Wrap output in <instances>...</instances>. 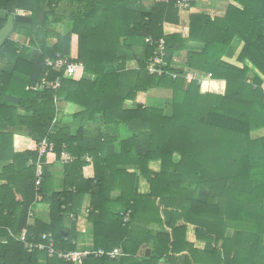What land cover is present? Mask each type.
Listing matches in <instances>:
<instances>
[{"label":"trees","instance_id":"obj_1","mask_svg":"<svg viewBox=\"0 0 264 264\" xmlns=\"http://www.w3.org/2000/svg\"><path fill=\"white\" fill-rule=\"evenodd\" d=\"M178 1H154L148 7L145 0H0V30L14 15L13 34L29 40L24 46L10 37L0 47V181L6 182L0 185V264H77L28 249L16 237L25 228L29 243L51 234L57 250H76L75 223L64 229L72 211L66 203L87 184L94 199L89 220L96 250L120 248L124 256L134 257L138 248H151V256H143L139 264H264V134L254 135L264 130V81L247 65L264 76V0H231L223 18L192 16L189 39L165 37L164 24L177 15ZM65 18L72 23L67 34L61 32ZM148 37L166 40L170 67L173 54L187 51L189 69L225 81V92L215 81L187 83L169 76L156 81L146 71L152 55ZM50 39L57 40L53 47ZM191 41L203 43L204 50L190 52ZM138 46L145 47L147 59L137 70L128 63L136 60L133 50ZM57 54L80 66L71 78L47 67L46 60ZM80 68L97 81L81 80ZM171 70L181 76L188 71ZM58 77V90L29 89L44 78L53 82ZM150 88L172 90L171 114L141 105L126 108V100ZM82 96L91 101L82 124L123 126L128 131L123 141L83 130L71 136L59 128V120L53 126L55 98L80 104ZM16 135L31 141L26 151H16ZM45 138L56 145L44 158L46 171L50 155L61 160L65 150L74 158L66 168L81 176L72 184L75 194L49 196L47 180L36 193L35 163ZM86 156L95 168L93 180L82 177ZM152 162H160L158 171L151 169ZM139 176L149 185L147 194L135 192ZM113 190L120 192L116 200L110 198ZM36 194L50 207L49 224L40 219L28 223ZM114 203L125 207L123 214L110 213ZM189 227L206 242L202 251L187 241ZM123 257H89L82 264H121Z\"/></svg>","mask_w":264,"mask_h":264},{"label":"crops","instance_id":"obj_2","mask_svg":"<svg viewBox=\"0 0 264 264\" xmlns=\"http://www.w3.org/2000/svg\"><path fill=\"white\" fill-rule=\"evenodd\" d=\"M156 2H165L167 0H145V3L148 7L152 5V3ZM231 0H196L192 3L191 7L185 10L178 9L177 15L173 18V21L166 22L163 27V34L165 37L169 36H182L184 39H189L191 36V17L196 15H207L213 18H223L227 13L228 6L231 4ZM19 14H24V12H19ZM72 23L69 19L65 18L61 29L62 33L67 34L71 31ZM13 40H20L24 46H29L28 38H20L13 34L11 36ZM49 47H53L56 43V39L49 40ZM73 51L75 52L78 50V40L73 42ZM188 49L192 53H201L205 45L201 42L191 41L188 44ZM134 55L136 60H132L128 63L130 68L132 69H139V62H145L147 59L146 49L143 46H138L134 50ZM187 51H179L173 54L172 56V67L173 69H181V70H190L198 74L199 76L208 77L209 79L206 80L207 84L209 82H214L215 80L212 79V76L209 74L202 73L197 70H191L187 66L188 63V56ZM230 63H233L236 66L241 67L242 65L235 60H226ZM247 65L256 73L258 74L264 81V76L249 62ZM0 67H4V64L0 62ZM11 67V64H10ZM80 66L78 65V68ZM81 69V68H80ZM81 80H85L89 83H95L97 81V76L84 72L81 69L79 74ZM71 78V77H67ZM159 78L156 77L155 80L157 81ZM222 86L221 91L225 92L226 89V82L225 81H215ZM189 83V82H187ZM209 85H211L209 83ZM220 92V93H222ZM94 96V95H92ZM93 98V97H92ZM80 104L77 103H70L66 101L58 102L57 106V116L59 120V128L65 127L67 133L71 136H75L80 130L87 131L89 134H101V135H117L120 138L118 142L123 141L125 139V135L128 133L127 129L123 126H116L112 123H103V122H85L82 124L83 121V113L87 110L88 104H91V101L86 97L82 96L79 98ZM172 101H173V92L168 88H150L146 92H139L135 100H126L125 106L126 108H133L135 105H141L146 108H153V109H160L163 110L166 114L172 113ZM111 103L107 101L106 104ZM114 103V102H113ZM169 110V111H167ZM99 117V115H96ZM30 140L24 136L16 135L14 137V147L16 151L23 152L26 151L30 147ZM64 158L61 160L57 158L55 155H50L47 158V161L44 167L47 168L45 173H47L45 177V181H48L46 184V192L49 196L53 193H63L64 191L71 192V194H75V187L72 186L73 183L81 181L80 175H78V171L75 172L73 169L69 172L66 166L71 163H66V157L63 155ZM90 156H86V165L82 168V177L84 180H93L95 178V168L92 163ZM151 169L158 171L160 169V162H152ZM123 169V167H120ZM132 169V168H129ZM0 172H1V165H0ZM73 174V175H72ZM6 182L4 180L0 181V185H5ZM90 185H85L81 187V193L76 195V198L71 196L68 197V202L66 203L69 205L67 208L72 210L70 213L66 215L65 220V227L66 231L69 230L70 225L72 222L75 223V230L72 233V236L75 237L74 244L77 246L79 250H96L95 249V227L93 223L89 220V213L93 209V194L91 193ZM135 192L138 194H147L149 192V185L146 180L139 176L137 178L135 184ZM12 193V192H11ZM37 193V191H36ZM14 194V192L12 193ZM120 192L113 190L110 193V198L112 200H116L119 197ZM15 195V194H14ZM43 196H38L36 194V201L33 204V217L31 220H28V223L32 225L36 219H40L42 222L49 224L50 219V207L47 203L42 201ZM99 198H96L95 203L99 204ZM77 210L74 211V210ZM125 207H121L117 204H112L109 208L110 213L112 214H123ZM150 229H155L152 226H149ZM26 229L24 228L22 233ZM22 233H20L22 235ZM234 234L232 229L228 230L227 236L231 237ZM21 235L17 236L16 238L20 237ZM67 238V237H66ZM187 241L194 244L195 249L203 250L206 247V242L202 240H198L196 238V231L195 228L189 227L187 231ZM117 249V248H116ZM120 249V248H119ZM152 249L147 247L138 248L140 254L134 257L131 256H120L117 259H111L115 261H119L123 256L125 259L121 264H139L138 262H142V257H149L146 255L147 250ZM105 250V249H104ZM114 250V249H113ZM112 251V250H111ZM150 254V256H151ZM207 261V259H204ZM163 261L160 262L162 264ZM79 264V263H77Z\"/></svg>","mask_w":264,"mask_h":264},{"label":"built area","instance_id":"obj_3","mask_svg":"<svg viewBox=\"0 0 264 264\" xmlns=\"http://www.w3.org/2000/svg\"><path fill=\"white\" fill-rule=\"evenodd\" d=\"M196 0H179L176 4V6L181 9L185 10L191 7L192 3ZM145 43L152 49V55L148 58L146 61V71L151 76L161 77V76H169L173 80H177L180 77L185 78V80L189 83L191 82H197L198 84L204 83L206 80H208V77L199 76L193 71H186V74L184 76H181L179 73L174 72L171 70V67L168 63V44L164 38L162 39H154L153 37H148L145 40ZM47 67L51 68L52 70L56 72H62L64 71V77H72L78 68V65L74 62H72L68 57L57 54L53 58H48L46 60ZM250 82V81H248ZM62 78L58 77L55 81L50 82L46 78H44L40 83L36 84L35 86L30 87L29 89L38 92V91H44L46 89H53L58 90L61 87ZM263 90H264V84H263ZM59 102L58 98H55V104L57 105ZM58 123V117H56L53 120V126H56ZM56 149L55 143L50 140L49 138H45L41 141L39 148H38V159L36 164V180H35V186L36 191L39 192L41 189V186L44 182V168H43V161L46 156L49 154H53ZM63 155L66 157L65 161L66 163L72 162L74 158L65 150H63ZM89 162L91 161L88 159ZM34 162L30 161V165H33ZM34 215L33 211H30L29 216L32 218ZM128 217V216H127ZM126 217V220L128 218ZM26 234L27 230H25L20 237H18V240L23 242L25 244V247L31 250H39L47 252L49 257L57 256L59 259L65 260V261H74L76 263L82 264L84 259H87L89 257H95V258H110V259H117L120 256L123 255V252L121 249L117 248L112 251H106L104 249L99 250H72V251H63V250H57L55 247V243L53 241V236L51 234L49 235H43L41 242L39 243H29L26 240ZM162 264H167L165 261H163Z\"/></svg>","mask_w":264,"mask_h":264},{"label":"water","instance_id":"obj_4","mask_svg":"<svg viewBox=\"0 0 264 264\" xmlns=\"http://www.w3.org/2000/svg\"><path fill=\"white\" fill-rule=\"evenodd\" d=\"M15 29L14 15L8 17L6 25L0 30V47L12 36ZM8 100L12 103L19 104L20 99L14 96H8ZM151 250L146 252L147 256H150Z\"/></svg>","mask_w":264,"mask_h":264},{"label":"rangeland","instance_id":"obj_5","mask_svg":"<svg viewBox=\"0 0 264 264\" xmlns=\"http://www.w3.org/2000/svg\"><path fill=\"white\" fill-rule=\"evenodd\" d=\"M167 111H169V110H167ZM262 134H264V130H262V131L258 130V132L254 133V135H256L257 137L261 136Z\"/></svg>","mask_w":264,"mask_h":264}]
</instances>
